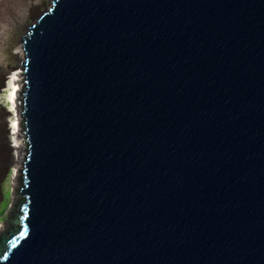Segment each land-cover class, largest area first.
<instances>
[{"label":"water","instance_id":"water-1","mask_svg":"<svg viewBox=\"0 0 264 264\" xmlns=\"http://www.w3.org/2000/svg\"><path fill=\"white\" fill-rule=\"evenodd\" d=\"M21 43L0 264H264V0H52Z\"/></svg>","mask_w":264,"mask_h":264},{"label":"rangeland","instance_id":"rangeland-1","mask_svg":"<svg viewBox=\"0 0 264 264\" xmlns=\"http://www.w3.org/2000/svg\"><path fill=\"white\" fill-rule=\"evenodd\" d=\"M52 0H0V75L6 74L5 83H8L10 72L17 69L21 72L20 62L16 59L15 48L19 45L22 36L26 33V27L33 23V20L39 13L44 11ZM36 15H34V13ZM33 16V17H32ZM22 45V44H21ZM23 59V56L21 60ZM21 77V82H22ZM22 91V90H21ZM9 91L6 88L0 89V106L5 111H11L12 106L9 102ZM20 98V95H19ZM20 101L18 104L20 105ZM5 123L8 129L12 128V117L5 116ZM22 128L20 129V131ZM22 156L24 155V141L22 134ZM12 140V139H11ZM21 166L19 165V168ZM14 170L9 168L0 179V236L8 232L6 222L12 213L14 204L18 203V195L15 196L16 188H19L18 178L17 185L14 183ZM20 175V173H19ZM16 187V188H15ZM1 224L3 228L1 229Z\"/></svg>","mask_w":264,"mask_h":264},{"label":"bare ground","instance_id":"bare-ground-1","mask_svg":"<svg viewBox=\"0 0 264 264\" xmlns=\"http://www.w3.org/2000/svg\"><path fill=\"white\" fill-rule=\"evenodd\" d=\"M37 12L34 13L36 15ZM33 17V16H32ZM21 40L19 42V45L17 48H15L16 52V59L18 62L21 61V58L23 56V49L21 46ZM10 77L8 78V83H5L6 74L0 75V89L6 88L9 91V102L12 106L11 111H5L0 106V179L4 175V173L9 169L12 168L14 170V183L15 186L17 185V181L19 178V165L21 166V159L22 156V144H21V136H19V133L21 135L22 130L21 129V123L22 118L20 116L21 108L18 104V101H20L21 98H19V95L22 90V72L18 71L17 69L12 70L10 72ZM5 116H11L12 117V128L8 129L6 127L5 123ZM12 139V140H11ZM16 188V187H15ZM17 190V188H16ZM16 190H15V196H16ZM16 203L13 206V210H16ZM1 229L3 228V225L1 224ZM7 230V228H6Z\"/></svg>","mask_w":264,"mask_h":264},{"label":"snow or ice","instance_id":"snow-or-ice-1","mask_svg":"<svg viewBox=\"0 0 264 264\" xmlns=\"http://www.w3.org/2000/svg\"><path fill=\"white\" fill-rule=\"evenodd\" d=\"M25 233H21V235H24Z\"/></svg>","mask_w":264,"mask_h":264}]
</instances>
